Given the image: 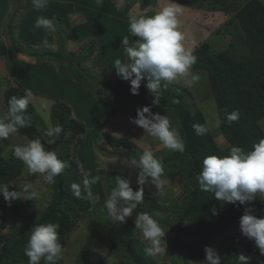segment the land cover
Here are the masks:
<instances>
[{"label":"trees","instance_id":"obj_1","mask_svg":"<svg viewBox=\"0 0 264 264\" xmlns=\"http://www.w3.org/2000/svg\"><path fill=\"white\" fill-rule=\"evenodd\" d=\"M137 1L141 2L142 8H146L150 3L149 0H125L127 9L122 11L123 14L129 12V8ZM181 3L197 9L224 12L229 16V22H234L242 34L239 37L242 40L241 45L239 44L240 48H234L232 51L218 52L214 48L212 49L208 42L196 44L193 50L197 62L192 68L205 70L209 76V85L218 110L219 129L227 140L224 146L218 142L217 133L212 131L202 109L197 108L194 94L187 87L181 86L175 81L169 83L166 88L162 86L158 105H152L154 97L146 89V81H142L139 95H132L130 83L120 79L116 74H107L106 72L105 74L103 72L96 74L83 66V63L96 51V45L90 44L91 41L89 44H85L77 54L67 52L64 45L67 32L61 22L58 24L57 30L61 28L63 34L59 36L57 33L58 46L56 49L31 46L25 53L35 57L39 63L47 62L44 61L45 59L55 61L58 64L59 72L62 74L69 72L73 82L80 86L85 85L90 88V91L95 88L100 94L117 101V105L125 111L127 118L132 115L135 117L137 108L143 106H151L153 113L159 112L160 114L163 109H167L168 118L184 139L185 151L180 153L169 150L171 155H168L169 152L163 155L164 174L170 172V175L178 178L182 192L171 202L161 200L156 195L144 196V202L138 205L132 218L134 219L138 212H147L161 226H168L169 222H172L171 229H177L180 232L174 246L177 251V264L181 263L180 259L183 257L185 258L184 264H187V261L190 260L204 259L205 247L211 246L213 238L218 234L237 230L239 237L247 239L241 235L239 229V219L246 207L252 209L253 215L264 216V199H261L259 195L253 202L245 205L224 204L223 201L215 200L212 193L200 191L196 181V176L201 170L202 159L205 156L227 155L233 145L250 149L254 143L264 139V128L260 123L264 118V0H183ZM14 23L15 21L12 19L4 29V35L9 39H5L6 42L0 40V59L5 57L8 60H18L16 49L25 48L19 42ZM19 62L22 66V61ZM74 62L77 65H74ZM76 66L82 67V69L77 71ZM5 79L2 81L0 78V91H2V100L7 108V102L11 96L21 97L25 95V91L20 85L14 84L12 80ZM170 85L172 88H169ZM179 88L181 91L178 90ZM177 100L179 103H174ZM101 101L111 107V112L114 111L115 108L110 102L104 99ZM97 107L102 106L97 105ZM127 108L128 110H125ZM225 110L228 112L238 111L239 120L229 125L225 120ZM35 113L36 107L30 100L26 109L30 126L21 128L18 131L19 135L29 139L40 138L46 150L48 146H52V150L56 152L58 158L68 161L71 168L64 169L56 177V182L51 184V188L54 190L53 196L47 203L44 212L39 214L36 210L28 208L34 198L28 199L26 193L23 192L24 186L15 190L16 180L23 173L25 165L14 156L13 148L7 155H0V185L7 184L10 192L21 193L20 199L15 200L10 207L0 195V223L4 219H1V215L6 214L19 215L21 222L10 233L0 232V264L19 263L24 254L30 230L35 224L48 222L59 224V243L64 247L65 237L69 236L72 229L76 228L84 219H88L86 228L89 234L114 251L116 256L122 260L128 259L130 264H159L155 256H148L144 252L147 243L137 236L135 226L128 222L112 221L104 210V199L100 203L96 200L93 203L85 198L82 182L79 181L82 186V196L78 199L70 187L71 181H65V172L71 171L72 168H75V173L71 177L82 178L81 165L78 160L79 148L73 157H68L66 154L70 148L72 149L71 144L74 139L79 135L85 136L87 132L85 123L73 115L70 104L63 100H56L52 105L53 121L64 127V132L56 136L53 142H49L44 133L39 130L38 121L33 119ZM91 117L95 119L98 116L91 115ZM196 123L205 125L209 131L204 135H196L192 127ZM137 128L140 131H145L140 127ZM104 135L107 143L113 149L111 156L126 155L138 159L145 151L131 138L118 137L110 132H105ZM76 139L79 141L81 138ZM98 173L103 178L107 191H111L115 186L117 177L130 180V186L134 191L137 190L131 176L125 171L100 169ZM106 173H109L110 176L104 175ZM97 182L99 183V181ZM11 183L14 184L10 185ZM94 191L92 189L95 195ZM100 192L103 193L102 190ZM158 214L163 216L160 217ZM171 215H174V218ZM181 235H184L185 238L180 237ZM179 251L183 254L182 258L179 257ZM121 253L125 257H122ZM239 254L248 257V264H264V255L260 254L259 249L244 251L233 244L228 246V251L222 258L221 264H239L237 258ZM75 264L106 263L99 252L83 249L77 253ZM161 264H167L165 255Z\"/></svg>","mask_w":264,"mask_h":264},{"label":"clouds","instance_id":"obj_2","mask_svg":"<svg viewBox=\"0 0 264 264\" xmlns=\"http://www.w3.org/2000/svg\"><path fill=\"white\" fill-rule=\"evenodd\" d=\"M97 2L100 3L102 0H97ZM48 3L49 0H32V6L37 11L46 9ZM182 12L183 7L176 3V0H166L165 6L154 15L129 16L128 31L131 37L135 39H130L128 35L121 39V45L127 59L118 58L113 63L116 75L130 83L132 95H139L141 83L146 81L145 87L154 97L153 105L159 103L162 86L166 88L169 83L181 78L191 86L200 79L198 74L191 72L192 66L197 62V57L192 49L185 47L186 36L181 30L179 20ZM56 23L54 17L47 18L41 15L36 18L34 28H42L48 33H55L57 31ZM42 43L46 47H51L47 39ZM31 95L32 93L26 90L25 95L21 97L11 96L9 98L6 115L0 117V141L8 139L10 135L17 133L21 128L30 126L26 109L30 103ZM174 103H179V101H174ZM225 120L231 125V123L239 120V112L225 110ZM130 122L144 129L147 136L158 140L165 149L180 153L185 151L184 139L179 130L172 125L167 115H161L159 112L153 113L151 106L137 108L136 116L130 117ZM219 123L220 121H217V126ZM192 127L198 136L209 131L208 127L198 123L193 124ZM63 132V125L56 123L48 127L46 134L52 137L59 136ZM82 137L83 135H79L76 138ZM222 137L225 138L223 135ZM76 138L73 141L74 144L78 141ZM13 154L25 165L29 174H40L43 181L50 186L56 182V177L64 169L71 168L68 161L65 159L62 161L58 158L56 152L52 150V146H48L46 150L40 138L30 139L22 145L15 146ZM65 162L69 165L67 168ZM127 163L136 170V183L139 187L134 191L130 186V180L117 177L115 186L112 187L107 197L106 194L100 192L103 189L106 191L103 178V185H99L101 188L96 189L92 185L97 183L98 177H91L90 173L85 171L82 165L80 166L83 178H80L79 181L83 179L82 186L85 198L93 203L95 200L100 203L104 199L106 214L111 217L112 221L120 223H126L128 218L133 216L138 205L144 202L143 186L146 183H152L159 188L161 177L165 171L162 158L154 156L150 150H145L138 159L129 157ZM66 173H71V175L66 176ZM73 173H75V168L65 172V181H71L70 187L73 194L79 199L82 196V186L78 183L72 184L75 179L71 177ZM131 179L133 180L132 176ZM196 181L200 191L212 193L215 200L223 201L224 204L245 205L253 202L258 195L264 199V139L254 143L250 149L233 145L227 155L205 156L202 159L201 170L196 176ZM16 182L15 190L24 186L23 192L26 193L28 199L34 198L33 202H35L37 193L31 191L30 179L27 177L26 182H18L17 179ZM8 187L7 184L0 185V195L10 207L15 200L20 199L21 193L10 192ZM92 189L95 190V195ZM53 192L52 188V196ZM46 207L47 205L42 208L43 212ZM14 217L20 219L19 215ZM3 224V222L0 223V226ZM20 224L21 222L18 225ZM134 225L141 231L144 241L147 242L144 252L148 256H155L162 250L165 251L167 232L149 213L138 212L134 218ZM79 226L80 224L77 225V227ZM59 228V224L52 222L35 224L31 228L24 248V255L28 257V264H41L42 260L44 264H57L63 255V246L59 243ZM239 229L241 235L254 241L260 254L264 255V216L253 215L252 209L246 207L239 219ZM0 232L10 233L1 228ZM233 245L239 246L237 243ZM204 252L205 260L202 264H221V257L213 247L206 246ZM237 258L239 264H248V257L245 255L239 254Z\"/></svg>","mask_w":264,"mask_h":264},{"label":"rangeland","instance_id":"obj_3","mask_svg":"<svg viewBox=\"0 0 264 264\" xmlns=\"http://www.w3.org/2000/svg\"><path fill=\"white\" fill-rule=\"evenodd\" d=\"M10 4H4L6 3V0H0V8L3 7V16L4 18H0V40L9 39L8 36L4 35V29H6L7 23L14 19L15 21V32L18 28V17L19 14L22 11H26L24 0H9ZM149 9L145 11L144 8L141 7V2L137 1L133 6L129 8V12L126 14H123L124 10L127 9V6L125 5L124 0H102V2L98 3L97 0H80L78 4L81 6L82 9H89L92 12L97 11V14H94V18L90 21L91 27L86 29L87 34V40L85 44H95L96 45V53L94 55L93 60L90 61V58L83 63V66L87 67V69L90 70L92 73L100 74L103 71H100L99 69V57L100 52L102 50H106L110 56L113 58V63L115 59H122L126 60V56L124 54L123 46L121 45V39L128 35L130 39H135L134 37H131L129 31H128V17L135 15V16H142V15H154L157 11H159L163 6L166 4V0H149ZM183 0H176V3L182 5L181 2ZM89 3V4H88ZM22 4V5H21ZM187 5V4H186ZM182 5L183 12L179 17L180 24H181V30L184 32L186 39H185V47L190 48L194 50V46L198 43L202 42H208L210 43L212 49L218 51V52H226V51H232L237 48H240L239 44L242 42L239 37L242 35L239 31V29L235 26L234 22L230 23L228 20L229 16H227L224 12H213L208 11L200 8H193L189 5L187 6ZM7 10L5 11L4 9ZM136 8V9H134ZM141 9V11L139 9ZM21 9V10H19ZM134 9V10H132ZM123 11V12H122ZM145 11V12H144ZM8 12V16L6 15ZM127 20V21H125ZM32 24L27 23L24 24L22 29L24 28V34L19 36V42L21 45L25 46V48H18L16 49V53L19 51L27 52L28 48H30L32 45L36 46L38 44V47L36 48H44L46 47L44 44L41 43L42 35L44 34V29L39 28L38 32H36L31 37L26 38L27 32L30 29ZM57 33L59 36L63 34V30L61 28H58ZM93 38V40H91ZM35 40L38 41V43H33ZM64 45H67V41L64 42ZM241 45V44H240ZM32 46V47H33ZM68 52V51H67ZM15 53V51H14ZM78 53V52H77ZM72 52L71 54H77ZM5 57H2L3 59ZM44 61L54 63L56 66L57 63L55 61H49L45 59ZM76 62H74V65ZM82 67L76 66V70H80ZM59 69V67H58ZM47 69L43 72L45 73ZM107 74H110L111 72L104 71ZM192 73L198 74L200 79L197 83L189 86L183 78L178 79L175 81L181 86L187 87L192 93L194 94V97L196 99V105L197 108L202 109L203 113L205 114L208 123L214 133H217V140L218 142L224 146L226 145L227 141L225 138L222 137V133L220 132L219 125L217 126L218 121V110L215 98L212 94L210 85H209V76L208 73L205 70L202 69H191ZM7 69L4 66V63L2 60H0V78L3 81L6 78ZM114 74L115 70L112 72ZM105 74V73H104ZM8 79V76L7 78ZM5 79V80H6ZM71 91L68 90V86H66V92H65V99L72 105L73 108V114L75 116H80V119L88 126V130H91V127L88 125L87 117L89 116V111L91 110L92 116L97 115L98 113H101L103 115L109 114L106 116V122L107 124L114 114H116L117 111L120 112V114L123 116L122 118L117 117L116 125L119 129L117 131L123 132L125 138H131L134 141H136L137 144H139V147L144 150H150L153 152L154 156L158 158L164 157L167 152H169L168 155H171V152L168 149H165L158 140H155L154 138L147 136L145 131L138 130V126L134 123L130 122V118H127V115L124 113L125 111L121 109L117 105V101H113L112 98L106 97L99 92L96 91L95 88L90 91V88L86 87L85 85L80 86L78 83H74L71 86ZM169 88H172L170 85ZM3 89V87H2ZM1 89V90H2ZM89 89V90H88ZM96 92H95V91ZM178 90L181 91L179 88ZM104 99L112 104V106L115 108L114 111L111 112V107L104 106V107H97L93 109V107L100 103L101 100ZM33 104L36 107V113L33 116V119L38 121V127L41 132L44 133L45 138L49 142H53L56 139V136L49 137L47 136V129L50 125H55V122L53 121V118L51 116V108L53 105V100L44 98V97H38L32 100ZM153 105V104H152ZM125 110H128L125 109ZM7 108L2 100V91H0V117H3L6 115ZM161 115H167V109H163ZM134 118V116H131ZM261 125L264 128V118L261 120ZM95 125L99 128L102 126L101 123L95 122ZM177 126V124H175ZM135 126V127H134ZM83 138V137H82ZM81 138V139H82ZM29 138L25 136H20L19 133H14L10 135V137L6 140L0 141V155H7L8 152L14 148L17 145H22L26 143ZM80 144V141H77V143H72V149L70 148L69 153L66 155L68 157H73L76 152L78 145ZM65 145V144H64ZM61 147V146H60ZM65 148V146H63ZM107 147V146H106ZM106 149L113 150L112 148L107 147ZM82 147H80L79 150V163L83 166L85 171L90 173L91 177H98V181L100 185H103L102 178L100 177L99 171L96 170L97 165L93 164L91 161H88L86 157L81 152ZM159 153V155H158ZM129 158V156H128ZM76 159V158H75ZM66 168L68 163H66ZM123 165V164H122ZM128 165V164H126ZM90 168L93 170V172L90 171ZM135 170V169H134ZM170 171V170H169ZM130 176L133 178V183H135V186L138 188L139 186L136 183V177L137 172L136 170L134 172H127ZM170 173V172H169ZM164 174L163 178L161 179V186L158 188L155 184L152 183H146L144 187V196H150V195H156L159 197V199L164 200L166 202H171L172 200L176 199L182 192L180 182L178 181V178H174V176L170 174ZM71 175V173H66V176ZM104 175L110 176L109 173H106ZM111 176H114V174H111ZM27 177L30 179L31 184V191H35L37 193V196L35 197V202H33L29 209L36 210L39 214L43 212L42 208H44L49 200L52 198V188L50 184H47L43 181L42 176L40 174H29L27 168L25 167L23 174L18 177V182H26ZM83 178V177H82ZM83 179L80 180L82 182ZM132 180V179H131ZM73 183L79 184V179H74L72 181ZM99 183H95L94 187L97 189L99 187ZM106 189V185H105ZM110 193V191H106L103 189L102 194L107 195ZM162 193V194H161ZM160 217L163 215L158 214ZM174 218V215H171ZM134 217V216H133ZM3 219V225L0 226L1 229H4L5 232H12L16 229L17 225L20 223L19 217L16 218L14 216L9 217L8 215H1V219ZM6 219V220H5ZM5 220V221H4ZM169 220V219H167ZM88 219H84L81 221L80 226L77 227V229H72V232L69 236L66 237V241L63 247V255L60 260L57 261V264H75V258L79 251L83 249H91L94 251L99 252L105 259L106 264H130L129 260L126 259L125 261L122 260L119 256H116L115 252L107 248L104 244H102L100 241H98L96 238L92 237L86 226H87ZM127 222L132 225H134V219L130 217ZM170 224L168 226H162L166 233V247L165 251L162 250L159 254L155 255V258L158 260L159 264H161L163 256L165 255L167 251V247L170 240V235L172 232H174L173 229H171V226L173 225L172 222H169ZM236 233V231H234ZM137 236L143 241L142 233L139 229H137ZM180 234V232H179ZM178 234V235H179ZM233 231L224 232L221 234H218L215 236L212 240V245L217 253L220 255L222 260V254L226 255V250L228 248L229 239L233 238ZM183 239L185 238L184 235H181ZM235 241L241 245V238L238 236L235 238ZM147 243V242H146ZM122 257H125L123 253H121ZM183 254L181 251H179V257L182 258ZM170 259V258H169ZM205 260H199V261H187V264H202V262ZM185 258L183 257L180 259L179 264H184ZM177 251L176 249H173L171 254V259L166 262L167 264H177ZM18 264H28V257L23 254V256L20 258ZM41 264H44L43 260L41 261Z\"/></svg>","mask_w":264,"mask_h":264},{"label":"crops","instance_id":"obj_4","mask_svg":"<svg viewBox=\"0 0 264 264\" xmlns=\"http://www.w3.org/2000/svg\"><path fill=\"white\" fill-rule=\"evenodd\" d=\"M78 2H80V0H49L46 9L37 11L32 6V0H24L26 11H22L21 9H19L21 10V12L18 17V22H17L18 28L16 31L18 37L24 34V28L22 29V27L24 24L26 25L27 23L32 25L28 30L25 39L31 37L36 32H38L39 28H34V24L38 16L43 15L47 18L54 17L57 22L56 27H58V24L61 22L67 32L66 49L68 53L79 52L82 49V47L85 45V42L87 40V34L85 35L86 29L91 27L90 21L94 18V14L95 13L97 14V11L92 12L87 8L82 9L81 6L78 4ZM4 4L5 5L10 4V1L6 0V3L4 2ZM5 5H3V7H5ZM3 7L0 8V18L4 17ZM148 9L149 7H147L145 11H147ZM4 10L6 11L7 8ZM139 10L141 11V9ZM6 15L8 16V12ZM40 39H41V43L45 39H47L49 44L51 45V48H57L58 46L57 32L48 33L44 31V34ZM33 43H38V41L35 40ZM34 47H38V44H36V46ZM95 53L96 52H94V54L91 56L90 61L88 63H90L93 60ZM16 57L18 58V60H11V59L8 60V58H3L0 60L3 61L4 66L7 69V73H6V78L8 76L7 80L9 81L12 80L14 84L20 85V87L23 88L24 91L26 90L30 91L32 93L30 100H33L38 97H44V98L52 99L53 103L56 100H63L68 102L65 99L66 86H68L69 88L68 90L71 91V87L69 86L75 83L73 82L74 81L73 79L71 80L70 77L72 76L70 75L69 72L62 74L59 72L58 66H56L54 63L51 62L39 63L35 57L23 53L21 51L17 53ZM19 61H22L21 62L22 66H20ZM46 69L47 71L43 73ZM99 69H101L100 71H103V73H105L104 71H108L111 73L114 71L113 58L106 50H102L100 52ZM97 105H101L102 107L107 106L105 102L101 101L100 103L96 104L93 107V109H95ZM70 106L72 107L71 104ZM91 115L92 112L90 110L89 116L87 117L86 121H88V125L91 127V130H88L89 128L85 124L87 127L86 130L87 132L86 135L83 136L82 140L81 139H80L81 141L79 140L80 144L78 145L79 146L78 148L80 150V147H82L81 152L86 157V159L88 161H91L93 164L97 165L95 172L100 169L109 170V171L115 170L119 172L125 171L129 173L134 172L135 170L133 168H131L129 165H126L128 164L127 156L125 155L111 156V152L109 151V149H106L107 147L109 148L111 147L110 144L107 143V140L104 135L105 132H110L118 137H124V133L117 131L119 128L117 126H114L116 125L115 120L117 119V117L119 118L123 117L120 114V112L119 111L116 112V114L112 116V119L105 125L104 123L107 120L106 116L109 114L102 115L101 113H98L96 115L98 117L95 119L92 118ZM75 117L80 119V116H75ZM95 122L101 123L102 126L98 128L95 125ZM90 171L93 172L91 168ZM94 176L96 177L95 174ZM232 231L234 235L233 238L229 239V243L227 244L228 246L237 243L235 241V238L237 237V233L234 232L236 230H232ZM241 245L242 248L246 251L250 249L256 251L258 249L255 246L254 241L249 239L241 238ZM224 257L225 254L223 252L222 258Z\"/></svg>","mask_w":264,"mask_h":264},{"label":"water","instance_id":"obj_5","mask_svg":"<svg viewBox=\"0 0 264 264\" xmlns=\"http://www.w3.org/2000/svg\"><path fill=\"white\" fill-rule=\"evenodd\" d=\"M21 52L25 53L24 51H21ZM48 150H51V148H48ZM178 234H179V230L175 229L174 232H172L170 235V240H169V244H168L167 252H166V257H165L166 261H169V258L171 256V252L175 246V242H176V238H177Z\"/></svg>","mask_w":264,"mask_h":264}]
</instances>
